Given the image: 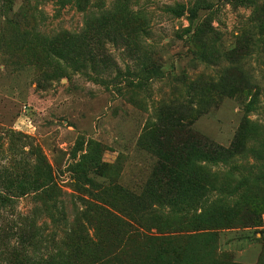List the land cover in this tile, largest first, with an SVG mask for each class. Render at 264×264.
I'll list each match as a JSON object with an SVG mask.
<instances>
[{
    "label": "rangeland",
    "instance_id": "1",
    "mask_svg": "<svg viewBox=\"0 0 264 264\" xmlns=\"http://www.w3.org/2000/svg\"><path fill=\"white\" fill-rule=\"evenodd\" d=\"M79 2L0 0V264H264V0ZM172 119L223 148L259 128L243 141L261 161L206 165L229 209L187 157L175 208L152 200ZM83 201L132 229L90 213L78 227Z\"/></svg>",
    "mask_w": 264,
    "mask_h": 264
},
{
    "label": "trees",
    "instance_id": "2",
    "mask_svg": "<svg viewBox=\"0 0 264 264\" xmlns=\"http://www.w3.org/2000/svg\"><path fill=\"white\" fill-rule=\"evenodd\" d=\"M80 1V11H84V7L86 5V0H78ZM63 59H67L66 55H61ZM166 128L171 129L175 132L173 134V140L171 139V145L164 144V142L153 145L152 152H153V164L150 167V183L151 188L157 189L156 193L150 192V196L153 198L152 200H156V204L163 208L164 206L170 207L172 210L175 208L174 204H168L172 201L169 197H167L174 188H171V185L174 181L175 174L171 175L172 171L175 169L176 161L178 158L188 159L189 167H190V179L194 181H199L201 184L202 190H204L207 194L212 192H218L222 196V198L218 201L224 207V209H229L228 204L229 201H226V198H229L235 194L234 188L231 187L230 182L224 180L223 183L217 184L216 181V174H210L207 166L210 164H215L216 162H220L226 167L231 166L233 167V162L238 157H248L251 154V157L255 162L261 161L262 156L259 150L252 151L250 149L245 148L244 145V131L247 127H253L254 131H258L259 128L253 126L251 123L244 121L234 138V141L228 148H223L221 146L215 145L210 140L201 137L200 135L194 133L188 126V124L184 120L179 119H172L164 125ZM163 141V140H162ZM198 155L197 160H191L194 154ZM90 158L89 154L83 155L81 160H88ZM191 160V161H190ZM199 160V161H198ZM89 164L91 162L88 160ZM204 163L205 166L202 167L200 163ZM92 166V164H91ZM107 168L106 165L102 163H93V167L90 169L92 172L101 173ZM179 173L182 172V169L178 171ZM225 177L232 178V171L228 169L227 171L223 172ZM148 182V181H147ZM194 185V184H193ZM149 184L147 183L142 189V196L148 189ZM147 188V189H146ZM154 190V189H153ZM225 195V196H224ZM138 197V195H136ZM2 197L0 196V199ZM143 198V197H142ZM139 201V197L135 198ZM4 200V199H2ZM231 200V199H230ZM138 201H135L138 204ZM207 200H204V204H206ZM86 205L85 209L81 211L82 217L86 220L84 224H78V227L84 228L87 226L93 225L91 220L87 218V213L89 214H98L100 216L106 217L107 219H112L113 221H117L118 224L111 227V234L115 233L118 235H123L128 230L132 229L130 222H123L115 219L109 212H107L104 208L91 203V202H82ZM177 203V202H175ZM148 202L145 199H142V203L139 205H143L148 207ZM178 204V203H177ZM231 204V201H230ZM131 221V220H130ZM133 222V221H132Z\"/></svg>",
    "mask_w": 264,
    "mask_h": 264
}]
</instances>
